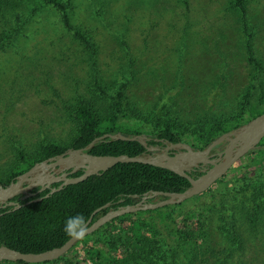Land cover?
I'll list each match as a JSON object with an SVG mask.
<instances>
[{
  "label": "rangeland",
  "instance_id": "1",
  "mask_svg": "<svg viewBox=\"0 0 264 264\" xmlns=\"http://www.w3.org/2000/svg\"><path fill=\"white\" fill-rule=\"evenodd\" d=\"M63 1L89 47L44 0H10L0 12V35L20 28L17 39L0 49L2 181L22 158L36 156L38 144L67 142L74 129L70 109L80 99L92 101L102 115L109 112L121 83L128 84L124 105L147 111L165 94L201 129L243 113L245 98L264 100V0H246L244 13L233 0ZM242 158L210 188H224L217 205L237 228L252 233L246 221L250 192L227 188L229 179L245 172ZM209 195L182 207L202 210L215 227L219 212L208 209ZM248 242L262 246L264 238ZM83 244H75L74 254L90 264Z\"/></svg>",
  "mask_w": 264,
  "mask_h": 264
},
{
  "label": "trees",
  "instance_id": "2",
  "mask_svg": "<svg viewBox=\"0 0 264 264\" xmlns=\"http://www.w3.org/2000/svg\"><path fill=\"white\" fill-rule=\"evenodd\" d=\"M44 1L58 11L62 25L73 32L74 38L89 47V37L71 24L64 1ZM245 3L246 0H233L232 7L244 13ZM9 4L10 0H0V12L5 11ZM18 22L16 18L15 24ZM19 33L17 25L3 32L0 35V49L15 41ZM127 85L121 83L113 108L104 115L98 113L92 101L80 99L70 109L74 129L67 142L38 144L36 156L22 158L10 169L6 179L0 182L7 183L33 164L68 149L85 147L103 134H145L171 143L185 142L193 148L202 149L219 135L238 128L264 112V100L250 101L251 98H245L247 108L243 113L215 118L201 129L199 124L195 127L190 124L191 121L187 119L190 113L165 94L147 111L129 104L133 107L130 108L126 105L128 103L124 105ZM142 151L143 147L136 141L105 138L95 142L88 153L135 156ZM242 159L247 162L245 172L238 178L229 179L227 183L230 186L227 188L236 194L250 192L246 202V221L252 233L237 228L230 212L217 205L224 188L216 187L213 192L209 188L192 199L198 200L210 194L208 209L214 207L218 210L217 226L212 227L202 210L182 207L183 202L128 213L112 219L78 241L88 245L84 249L85 257L90 264H264V244L248 247L250 236L252 239L254 236L264 238V137ZM81 172L78 170L71 176H78ZM197 174L189 173L193 178ZM188 186L185 178L163 168L141 163H117L84 181L63 186L47 197H43L48 193L45 191L39 195V201L23 203L14 210H0V245L21 253L43 252L69 239L63 231L64 222L69 216L79 213L88 220L95 209L109 203L108 207L92 216L94 221L110 209L136 203L143 193L182 192ZM162 198L159 196L151 201ZM259 225L263 230L261 232ZM74 252L75 245L60 258L37 264H85L77 260ZM0 264L28 263L2 261Z\"/></svg>",
  "mask_w": 264,
  "mask_h": 264
},
{
  "label": "water",
  "instance_id": "3",
  "mask_svg": "<svg viewBox=\"0 0 264 264\" xmlns=\"http://www.w3.org/2000/svg\"><path fill=\"white\" fill-rule=\"evenodd\" d=\"M263 137L264 112L250 119L238 128L219 135L202 149L193 148L185 142L171 143L168 141H164L163 148H159L158 146L147 147V137L143 134L133 136H124L118 132L115 134H103L95 137L85 147L74 150L68 149L40 163H35L26 172L17 176V182L11 183L6 187H0V204H3L4 201L14 194L24 192L32 187L38 186L41 190L45 183H59L57 187L51 188L48 193L43 196L47 197L49 194L59 191L63 186L84 181L87 177L105 171L117 163H141L163 168L188 181L189 186L182 192H146L143 193L138 202L126 206H119L116 209H110L92 221V216L108 207L109 203L95 209L87 220L89 227L87 235H89L112 219L122 215L180 204L207 191L217 180L227 173L236 161L244 157L249 151L254 150ZM105 138L111 140L136 141L143 146L145 150L154 153L152 155L141 153L135 156H128L125 154L92 155L88 153L95 142ZM224 143L223 151L219 154V157L211 159V150ZM155 151L159 152L155 153ZM171 152L174 153L171 154ZM204 164H210L211 167L203 171L202 174L197 177L193 178L189 175L190 169ZM48 168H57V170L62 173L60 176H51L48 180H44L40 177V174L36 173L37 169L45 170ZM78 170L82 171L80 175L71 176ZM24 180L29 181V184L23 188H19ZM159 196L163 198L151 201ZM39 200H41V197L31 201ZM29 202H26V204ZM9 204L13 205L14 203L10 202ZM21 206L22 205L17 204L16 208ZM79 240L81 239L73 240L69 238L60 246L39 253H21L4 245H0V262L23 261L28 264L50 262L66 254Z\"/></svg>",
  "mask_w": 264,
  "mask_h": 264
},
{
  "label": "flooded vegetation",
  "instance_id": "4",
  "mask_svg": "<svg viewBox=\"0 0 264 264\" xmlns=\"http://www.w3.org/2000/svg\"><path fill=\"white\" fill-rule=\"evenodd\" d=\"M143 135H145V134H143ZM145 136L147 137V140H146V146L147 147L158 146L159 148H163L164 141L162 139L154 138L151 135H145ZM224 145H225V143L224 144H220L219 146L213 148L211 150V152H210V155H212L210 158L211 159L218 158L219 154L223 151ZM158 152L159 151H155V153H158ZM141 153H143V154H151L152 155L154 152L147 151L143 147V151ZM173 153L174 152H171V154H173ZM37 163H40V162H37ZM210 167H211L210 164L198 165L197 167L190 169L189 173H198L195 176V177H197V176L201 175L203 171L208 170ZM26 171H24V172H26ZM24 172H22V173H24ZM36 173L40 174V177L43 178L44 180H48L51 176H60L62 172H59L57 170V168H54V169L48 168V169H45V170L37 169ZM21 174H18V175H21ZM18 175H16L13 178H11L7 183H1L0 182V187H6V186L10 185L11 183L17 182V176ZM28 184H29V181L24 180L21 183V185L19 186V188H23V187L27 186ZM58 185H59V183H50V184L45 183L41 190H40V187L35 186V187H32L30 189L25 190L24 192H19L17 194H14L12 197H10L6 201H4L3 204H0V210H4V211H9V209L14 210V209H16V205L17 204L23 205V203L29 202V201H31V200H33L35 198H39L40 194L44 193L45 191H49L51 188H53L55 186H58ZM29 194H32V195H29ZM10 202H12L14 204L10 205L9 204Z\"/></svg>",
  "mask_w": 264,
  "mask_h": 264
},
{
  "label": "clouds",
  "instance_id": "5",
  "mask_svg": "<svg viewBox=\"0 0 264 264\" xmlns=\"http://www.w3.org/2000/svg\"><path fill=\"white\" fill-rule=\"evenodd\" d=\"M63 231L73 240L85 238L89 231L87 218L79 213L69 216L64 222Z\"/></svg>",
  "mask_w": 264,
  "mask_h": 264
}]
</instances>
